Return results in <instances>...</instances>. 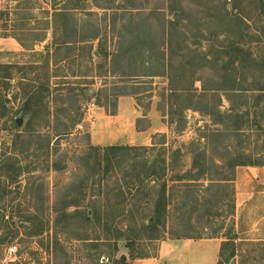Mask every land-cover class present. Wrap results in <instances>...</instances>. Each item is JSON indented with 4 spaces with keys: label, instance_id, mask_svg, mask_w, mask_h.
I'll list each match as a JSON object with an SVG mask.
<instances>
[{
    "label": "rangeland",
    "instance_id": "rangeland-1",
    "mask_svg": "<svg viewBox=\"0 0 264 264\" xmlns=\"http://www.w3.org/2000/svg\"><path fill=\"white\" fill-rule=\"evenodd\" d=\"M1 5L0 264H264V186L246 168L264 163V98L223 91L236 76L240 87L264 86V63L234 73L218 53L239 40L244 19L247 44L264 55V1ZM73 23L87 42L76 49L61 44L74 39ZM33 94L38 105L26 109ZM121 98L137 117L132 141L94 135L98 113L118 114ZM110 143L135 149L100 166L89 146ZM152 170L146 189L129 193L124 178ZM165 182L159 226L151 217Z\"/></svg>",
    "mask_w": 264,
    "mask_h": 264
},
{
    "label": "trees",
    "instance_id": "trees-1",
    "mask_svg": "<svg viewBox=\"0 0 264 264\" xmlns=\"http://www.w3.org/2000/svg\"><path fill=\"white\" fill-rule=\"evenodd\" d=\"M262 1H264V0H262ZM54 9L56 11L55 15H57V13H61L60 15H65V16L68 15V13H67V15L64 14V10H60V12H58V8L57 7L54 8ZM225 12H226V14H229V10L227 9V7H225ZM242 23L244 24V27H241L240 31H239L241 33V36H240L239 40H235V41H230L229 42V45H228L229 52L226 49H224V50H220L219 49L218 50V53L221 54L222 56L225 55V53H229V57L231 58L228 61V65H229V69L230 70H232L230 68L231 65L236 70L239 71L241 67L242 68H245V67L249 68V65H253V63H254V65H256V64L259 65V64L264 63V55L256 57L254 55V51H253L251 45L247 44L248 42L246 40V37L250 36L249 33L247 34V29H249L250 26L248 25V23L244 19H242ZM64 27H65V25H64ZM77 27H78L77 23H73L70 26V30L69 31L72 33V37H74V39L63 41V43L57 41L56 44L61 43L64 47H69V48H72V49H76L79 44L87 43L85 40H78L77 37H75V36H77V32H78V28ZM54 30H55V38L57 39L56 31L58 30V28L55 27ZM96 34H98V33H96ZM89 45H91V44H89ZM91 47H93V46H91ZM58 48H60V47H58ZM58 48H57V50H58ZM90 50H93V48H91ZM99 55H101L103 57L104 53H102V50H99ZM237 66H239V67H237ZM236 70H234V71L232 70V71L235 73ZM150 75L151 76H155L157 74H150ZM236 81H237V76L234 79V83L232 85H230L229 87H226V88L223 89V91L227 95H229V97H232V96L235 95V96L245 97L248 100L249 97L247 96V94L251 91V92H258V94L256 95L258 99L264 98V86L259 87V88L240 87V86H238ZM37 101H38L37 96H35L33 94L29 98V100H28V102L26 104V109H31L32 110L34 106L38 105ZM237 111H238L237 107L231 108V112L237 114L238 113ZM246 115L248 116L249 112L245 113V116ZM67 129L68 128H66V130L64 132L65 135L67 133H69V131H67ZM144 148L146 149L147 147L144 146ZM134 149H135V147L131 146V145L112 144V145H108V146H105V147H101L99 145H93L92 144V145L89 146V153L88 154L90 156H93L95 158V160L98 163H100V166L102 164L103 165L106 164L107 166H109L110 164H112L114 162V160L118 157V155L120 153H122V152H128L129 153V152L133 151ZM132 160H133L132 157H130V161H128L129 162L128 165H130V162ZM163 162L166 163V167L162 166L163 167L162 171H163V174L166 175L167 160L164 159ZM238 165H246V164L245 163H239L238 161L235 160L233 166L235 167V166H238ZM248 165H251V166H264V163H262V162L254 163L252 160H250V162H248ZM55 168L56 169H61L62 167L58 166V165H55ZM108 172H109V170L106 169V173H108ZM154 174H155V172H154V170H152L150 173L149 172H145L144 177H143V174L140 173L138 175L137 174L134 175L132 179L124 178L125 179V184H126V187L129 190V193H131V191L134 188H137V193L141 194L142 191L146 189L147 184H149L148 181H150L151 178L156 177V176H154ZM68 201H71V200H68ZM67 205H69V204L66 203L63 206V208L61 209V212L63 211L65 213H69L65 209V206L67 207ZM72 205H74L76 207L80 206L79 199H78V202L73 200ZM169 205H170V198L167 195V182H165L163 184L162 191H161V194H160L159 198L154 200V207L155 208H154V213H153V215L151 217V222L152 223L155 222L159 226L165 225L166 221H167ZM78 212H79V208H77L74 211V213H78ZM98 215H99L98 213H95V217L98 218ZM149 229L152 232H158L159 231L158 229L154 228L151 225L149 226ZM229 235H232V234L230 233ZM228 237H229L230 240L236 238V236H234V237L233 236L232 237L228 236ZM117 263H125V262L118 261Z\"/></svg>",
    "mask_w": 264,
    "mask_h": 264
},
{
    "label": "crops",
    "instance_id": "crops-1",
    "mask_svg": "<svg viewBox=\"0 0 264 264\" xmlns=\"http://www.w3.org/2000/svg\"><path fill=\"white\" fill-rule=\"evenodd\" d=\"M1 2L2 0H0V10H4V8L1 5ZM3 39L4 41H10L11 37H5ZM120 103L122 105V98L119 100V107H118L119 110H120ZM123 112L124 111L120 110L118 114H115V113H111L110 111H106V112L105 110H103V112L100 111L98 113L97 124L94 126L96 129L94 131V135L102 136L105 139L111 138L112 141L114 138L117 139L118 137L121 138L124 137L127 138L129 141H132V137H134L135 136L134 133H136L135 127L133 133L132 125L136 124L137 117H134L133 111H131V113H128V115H126ZM246 168L248 169V174L251 177V179L257 181L258 183H261V185L264 186V166H249ZM243 179H247V177H243L242 180ZM242 180L237 179V189H238L237 198L238 200H242L243 202L244 200H246L244 199V195H245L244 190L247 189L243 188L245 187V183H243ZM209 241H215V243L218 246V252H219V250L222 247L221 245L223 243L221 241L223 240L216 238V239H211Z\"/></svg>",
    "mask_w": 264,
    "mask_h": 264
},
{
    "label": "built area",
    "instance_id": "built-area-1",
    "mask_svg": "<svg viewBox=\"0 0 264 264\" xmlns=\"http://www.w3.org/2000/svg\"><path fill=\"white\" fill-rule=\"evenodd\" d=\"M92 118H93V116L91 115L89 119H90V120H93ZM78 127H79L80 129H83V128H84V124L81 123Z\"/></svg>",
    "mask_w": 264,
    "mask_h": 264
},
{
    "label": "water",
    "instance_id": "water-1",
    "mask_svg": "<svg viewBox=\"0 0 264 264\" xmlns=\"http://www.w3.org/2000/svg\"><path fill=\"white\" fill-rule=\"evenodd\" d=\"M153 227H156V224L155 223L153 224ZM123 259H125V258H123Z\"/></svg>",
    "mask_w": 264,
    "mask_h": 264
}]
</instances>
